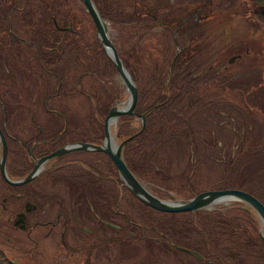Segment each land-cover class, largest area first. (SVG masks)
I'll use <instances>...</instances> for the list:
<instances>
[{
    "label": "flooded vegetation",
    "instance_id": "af4514ba",
    "mask_svg": "<svg viewBox=\"0 0 264 264\" xmlns=\"http://www.w3.org/2000/svg\"><path fill=\"white\" fill-rule=\"evenodd\" d=\"M12 1L9 0L10 3ZM81 2L83 3L82 0ZM83 5L85 7L84 3ZM51 6L55 8V12L48 14L23 15L11 12L0 14V52L5 50L13 57L12 66L23 69V72L30 76L31 86L34 85L37 91L39 89L43 98V110L19 111L7 109L0 96V162L5 142L4 170L7 177L22 181L32 173L27 181L11 184L6 181L0 168V181L13 187L11 190L4 184L7 193L0 192V211L5 212L7 208L5 202L8 199L12 205L11 210H14L12 224L19 233L18 237L45 256L46 251L52 252V247L56 246L68 260L81 261V258L90 257V253L95 255L101 241L116 240L120 230L126 234L121 237V240L125 241L150 240L173 245L175 248H180L179 250H182L184 245L191 246L196 252L188 251L191 255L202 261L207 258L209 264H213L210 257L204 256L199 251V247L205 249L217 240H227L228 244L232 243L229 237L230 230L225 231V216H222V231L217 230L216 237L207 238L200 234L199 242L203 240L202 245L194 244L193 238H183L184 233L181 234L180 230L182 232L186 229H196L198 232L204 230L193 226L187 227L196 222L198 210L202 208L165 211L143 202L123 182L113 158L101 148L107 145L109 140L111 148L114 149L123 139L130 137L123 143L121 154L128 168L142 183L149 177L151 156L155 155L156 151L168 148L167 145L173 137L171 133L174 131L178 136L183 134L184 141L188 144L192 145L194 141L196 147L202 141L200 140L202 135L207 137L206 141L211 142L212 136L218 135L214 129L220 134L225 131L227 136L226 128L222 129L223 120H218L221 123L216 122L217 120L213 119L214 114H209L208 111L213 110L215 113L221 106L225 111L216 114L220 117L228 115L226 108L229 99L223 97V93L221 98L212 95V86H217L224 92L229 84L227 83L229 77L226 72L222 73L223 71L219 70L221 64L216 65L214 70L208 73L200 72L196 58L192 62L190 60V57H195V49L188 47L196 29L208 22L207 18L212 16L207 13L200 15L186 13L182 16H173L171 19L163 16L159 20L163 32H171L174 47L175 42L185 43L176 53L178 57L173 66L167 67V72L164 71V61L156 59L153 47L149 46L144 51L142 84H137L132 73L129 72L137 87L133 112L109 118V139H107L104 122L111 105L106 110L104 105L97 103L100 108L94 105L92 109L72 111L63 104L64 99L72 94L85 93L96 97L95 92L83 87L80 79L84 75L94 76L97 70L93 68L92 61L84 60L79 49L81 28L75 27L74 22L67 15V5L63 3L60 7L58 0L53 2L47 0L45 7L50 9ZM127 9L130 15L127 23L135 24L132 6ZM86 11L88 12L87 9ZM88 14L95 26L89 12ZM149 14L153 20L158 18L154 13L149 12ZM101 16L105 21L102 13ZM75 22H79V19ZM135 25L137 30L134 36H137V39H140L148 28L154 26L150 25L148 20ZM188 27L192 28L190 32ZM71 36H74L73 41ZM97 45L100 49L103 47L99 37ZM135 47H137L136 40L132 39L129 47L131 68L135 67L138 59ZM75 48L78 49L77 52L74 51ZM116 50L119 55L122 48L116 47ZM120 58L128 68V64H125L121 56ZM80 63L81 65L78 66ZM3 65L5 66L3 70L9 69L4 62ZM110 65L117 71L113 62ZM81 67L82 71L78 73ZM221 73L222 77L218 79ZM92 79L96 80L94 77ZM215 82L217 84H214ZM3 86L6 88L5 83ZM125 89L128 92L126 104L131 93L126 84ZM85 90H88V93ZM177 91L178 96H182L181 101L188 99L190 105H195V101L200 102V106L205 108L202 111L201 123L208 122L211 124L210 129L200 124L197 127L192 126L188 131L187 128L180 126L168 132L169 136H167L163 125L164 117L160 114L157 126L154 125V120H150L153 110L166 106ZM4 92L2 88L0 93ZM111 95V101L119 106L121 99L118 86L115 91L111 90ZM178 112L182 114V111L178 110ZM113 118L115 122L110 125L109 122ZM136 119H139V126L133 127L132 122ZM24 122L26 125H23ZM135 156L142 160L136 167L133 165ZM211 158L214 159L212 154L211 157H205V160ZM199 159L201 160V157ZM164 174L163 179H165ZM159 175L158 173L157 176ZM187 178L191 179L188 176ZM164 190L166 191V187ZM125 192L142 204L141 221L133 220L131 211L118 205L119 195H124ZM154 195L162 197L159 194ZM149 211L157 212L158 222L153 220L154 217H149ZM164 218L174 219L173 229L177 228L174 232L170 228H165L164 222H160V220L164 221ZM182 220L183 225L180 224ZM229 221L230 218L227 219L226 226L229 225ZM132 227H135L136 231ZM235 228L237 227L233 229ZM172 235H176L182 244L172 239ZM5 237L10 239L9 236ZM86 245L91 248L85 255L83 249Z\"/></svg>",
    "mask_w": 264,
    "mask_h": 264
},
{
    "label": "rangeland",
    "instance_id": "374dc122",
    "mask_svg": "<svg viewBox=\"0 0 264 264\" xmlns=\"http://www.w3.org/2000/svg\"><path fill=\"white\" fill-rule=\"evenodd\" d=\"M49 1L53 2V0ZM93 1L105 18L110 37L116 47L122 49L127 47V70L132 73L137 84L143 82L145 66L143 55L149 46L154 48V55L160 61H164L168 55L173 54L175 48L179 51L182 46V43L178 41L175 42L174 47L171 35L168 31L163 32L159 25V20L163 16L168 19L186 13L197 15L207 13L212 16L207 18L208 22L199 27L201 34H199L200 38L196 39L199 43H195L193 40L190 44L196 49L195 57H190V60L192 62L196 58L198 69L205 73L213 71L216 65L221 64L219 70L223 71L222 73L226 72L229 77L227 81L229 84L224 92L217 86H212V95H218L221 98L223 93V97L229 99V105L226 108L228 115L220 117L216 114L224 110L221 106L216 109L215 113L213 110L208 111L209 114H214L213 119H216V122L221 123L218 120H223L222 129L226 128L227 136L225 131L220 134L214 129L218 135L214 134L211 142L206 141L207 137L202 135L200 139L202 141L196 147L194 141L190 145L184 141V136H178L174 131V136L167 145L168 148L156 151L155 155L151 156L149 177L142 183L151 192L159 194L164 199L184 200L202 190L236 187L251 192L264 203V20L253 13L252 0ZM12 3L15 5L12 6ZM58 3L60 7L63 6V3L67 5V15L74 22L75 27L80 26L79 49L84 60L92 61L93 68L97 70L94 76L84 75L80 79L83 87L90 92H95L96 97L85 93L72 94L64 99L65 108L72 111L92 109V106L101 103L106 110L114 104V101H111V90L115 91L117 86L121 99L119 104L125 103L128 95L125 84L115 68L112 69L110 65L112 61L105 48H98L95 26L81 0H58ZM46 4L47 0H13L11 3L9 0H0V14L11 12L31 15L55 12L53 6L47 9ZM130 6L133 9L135 24L148 20L150 25H154L148 28L140 36V39L134 36L137 25L131 22L127 23L130 16L127 8ZM149 12L158 15V18L153 20ZM76 19H79V22H75ZM191 29L188 27L189 32ZM166 36L167 38L169 36L168 46H166ZM132 39L136 40L138 46V59L134 68L130 67L129 62V53H131L129 47ZM73 40L74 36H71V41ZM77 50L75 48L74 51L77 52ZM232 56L234 59L229 61ZM13 61V57L7 51L0 52V90L2 88L5 90L4 93H0V96L6 108L19 111L43 110V98L40 95V90L37 91L34 85L31 86L30 76L26 75L23 69H16L12 66L14 65ZM3 62L9 67L8 70H3L5 67ZM80 65L81 63L78 64V66ZM83 67L86 69L85 66ZM80 71H82V67L78 73ZM222 73L219 74L218 79H221ZM4 83L6 88L3 86ZM88 90L85 91L88 93ZM97 108L100 107L97 106ZM192 112V115L196 117L192 124L193 127L201 124L208 129L211 128V124L208 122L201 123L197 111L192 110ZM132 123L133 127H138L139 119ZM23 125H26V122ZM122 126L124 127L125 124L123 123ZM211 154L214 159L206 161L205 157H211ZM140 162L142 160L135 156L133 165L136 167ZM158 173L159 176H157ZM154 174H156L155 177ZM163 174L165 179L162 177ZM187 176L191 179L188 180ZM4 184L0 181V192H6L5 185L7 184ZM7 186L13 190L12 186ZM164 187H166V191ZM5 203L7 204L5 212L0 211L1 263L10 259L18 264H209L208 259L202 261L188 251L179 250L180 248H175L170 244L140 239L137 241L121 240V237L126 234L120 230L116 240L101 241L98 252L95 255L90 253V257L81 258V261L79 259L68 260L56 246L52 247V252L46 251L45 256L18 237L19 233L15 231L12 224L14 210H11L12 205L8 199ZM118 205L128 208L132 213L133 220L141 221L142 204L136 198L125 192L124 195H119ZM198 211L196 222L187 225V227L193 226L204 230L199 232L196 229H186L184 232L180 230L181 234L184 233L183 238H193L194 244L202 245L203 240L199 242L201 235H205L207 229L211 228L208 222L214 224L216 218L225 216L226 232L236 227L235 223L248 225L254 228V231L250 232L251 240L257 242L249 246V251L240 253L235 251L232 257L228 255V250L222 248V245L228 244L227 240L210 243V248L218 250L217 252L222 256L221 264H264V242L262 239V237L264 238V225L249 204L230 198L212 203ZM148 215L154 217L153 220L158 222L157 212L149 211ZM161 215L166 216L165 214ZM228 218L230 221L226 226ZM160 222H164L165 228H170L173 232L177 229H173V218H164V221L160 220ZM180 224L183 225V220ZM222 227L223 225H220L217 229L222 231ZM132 229L136 231L135 227ZM5 236H9L10 239ZM171 238L182 244L176 235H172ZM231 239L233 244L239 241L238 236H233ZM238 244L240 243L238 242ZM184 247L186 246L184 245ZM89 248L91 246L86 245L83 254L86 255ZM186 248L192 247L187 246ZM215 259L217 263L220 262L218 256Z\"/></svg>",
    "mask_w": 264,
    "mask_h": 264
},
{
    "label": "water",
    "instance_id": "95a60500",
    "mask_svg": "<svg viewBox=\"0 0 264 264\" xmlns=\"http://www.w3.org/2000/svg\"><path fill=\"white\" fill-rule=\"evenodd\" d=\"M82 1L85 4L86 9L90 13L95 23L96 32L102 43L103 48H105L110 59L116 66L117 71L119 72L120 76L124 80L125 84L127 85L131 93L124 107L121 108L117 105L112 104L105 116V122H104V125L106 127L105 136L107 139H109V129H108L109 118L118 116L119 114L122 113L133 112V107L137 98V87L131 77V74L128 72L125 65L123 64L122 59L119 57L117 53L116 47L110 38L107 25L104 19L102 18L96 4L94 3L93 0H82ZM233 59L234 56L230 57L229 61H232ZM141 117L143 118V115H141ZM128 138L130 137L123 139L117 146H115L114 149L111 148L109 144V140L107 141V145L105 146L103 145L101 148L106 150L113 158L123 182L131 189L133 194L143 202L160 210L183 211V210L199 209L213 202H217L221 198L228 197V198L243 200L244 202L249 204L258 214L259 218L261 219L264 225V204L256 196H254L252 193L244 189L232 188V187L207 189L196 193L194 196L190 197L189 199H184V200L163 199L155 196L143 185V183H141L136 178V176L128 168L122 157L121 154L122 145ZM3 148H4L3 149L4 153L2 155V160L0 162V168L6 181L11 184H18L22 181H27L29 178H31L32 173L26 176L22 181L10 179L9 177H7L4 170V155L6 149L5 142L3 143ZM263 242H264V238H263ZM184 249L196 253L192 249H188V248H184Z\"/></svg>",
    "mask_w": 264,
    "mask_h": 264
},
{
    "label": "trees",
    "instance_id": "16d2710c",
    "mask_svg": "<svg viewBox=\"0 0 264 264\" xmlns=\"http://www.w3.org/2000/svg\"><path fill=\"white\" fill-rule=\"evenodd\" d=\"M252 6H253V13L258 16L259 18L264 20V0H252ZM209 20V19H207ZM169 34L171 35V32H169ZM199 34H201V30L199 28L196 29V31L194 32L193 36H192V40H191V44L192 41L194 40L195 43H199L196 39L200 38ZM172 37V35H171ZM169 38V36H168ZM168 38L166 36V46H168L169 41ZM173 39V37H172ZM185 42H183L182 45H184ZM195 45V44H193ZM197 45V44H196ZM190 43L188 44V47H190ZM137 47H135V52L137 53ZM196 51V49H195ZM177 51L175 50L173 54L168 55L165 59H164V71L167 72V67L168 66H173V64L175 63V61L177 60L178 55H176ZM119 55L123 58L125 64L128 63V50L127 48L122 49V51L119 52ZM138 56V53H137ZM144 56L143 55V62H144ZM175 58V60H174ZM169 74L173 76V73L169 71ZM172 85H174V83H172ZM176 88L177 86L174 85ZM178 91L177 94L174 96V98H171L170 101L166 104V106L163 107H159V108H155L153 110V113L150 116V120H154V125L157 126V121H158V117L159 114L162 115L164 117V121H163V125L165 127V131H166V135L169 136V130L174 131L176 128H179L180 126H183L185 128L188 129V131H190L192 129V124L194 121V118H196L194 115H192V110L197 111L200 118L203 117L202 115V111L205 109L204 107L200 106V102L199 101H195V105H190L191 102L188 99H184L181 101L182 96H178ZM178 110L182 111V114H180L178 112ZM190 121H191V126H190ZM162 129L164 130V128L162 127ZM171 136H174L173 133H171ZM180 136H183V134H180ZM205 219V217H204ZM214 224H209V226L211 228L207 229V234L209 235H203V237H207V238H213L216 237V232H217V228L223 224V220L222 218H216L215 219ZM236 227L235 229L230 230L231 234L229 235L230 238H232L233 236H238L239 237V241H237L235 244L230 243L228 245H222V248L224 250H228V255L229 256H234V252L238 251L239 253L242 252H246L249 251V246L253 245V243L257 242V241H252L251 240V236H250V232L254 231V228L249 227L248 225H242L241 223H235ZM238 242L240 244H238ZM199 251L202 252V254L204 256H208L211 258L212 262H216V259L214 260V258H216L217 256L220 258V262L217 264H221L222 261V256L220 255L219 252H217L216 250H214L213 248L210 247H206L205 249L203 247H199ZM208 253H207V252ZM0 264H14L11 260H7L4 263Z\"/></svg>",
    "mask_w": 264,
    "mask_h": 264
},
{
    "label": "bare ground",
    "instance_id": "6f19581e",
    "mask_svg": "<svg viewBox=\"0 0 264 264\" xmlns=\"http://www.w3.org/2000/svg\"><path fill=\"white\" fill-rule=\"evenodd\" d=\"M126 104L125 103H123V104H119V107H124ZM114 122H115V119L113 118V119H111L110 120V125H113L114 124ZM112 127V126H111ZM133 138V137H132ZM176 198H177V196H176ZM181 198V197H180ZM227 199H229L228 197H226V198H221L219 201H223V200H227Z\"/></svg>",
    "mask_w": 264,
    "mask_h": 264
}]
</instances>
